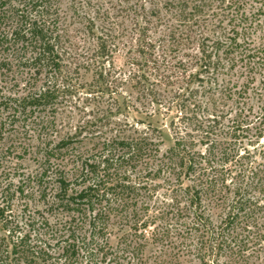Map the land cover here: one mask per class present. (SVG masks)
<instances>
[{
  "label": "trees",
  "instance_id": "16d2710c",
  "mask_svg": "<svg viewBox=\"0 0 264 264\" xmlns=\"http://www.w3.org/2000/svg\"><path fill=\"white\" fill-rule=\"evenodd\" d=\"M126 1L80 54L62 0H0V264H264L261 22Z\"/></svg>",
  "mask_w": 264,
  "mask_h": 264
},
{
  "label": "rangeland",
  "instance_id": "374dc122",
  "mask_svg": "<svg viewBox=\"0 0 264 264\" xmlns=\"http://www.w3.org/2000/svg\"><path fill=\"white\" fill-rule=\"evenodd\" d=\"M79 1L80 0H62V10L64 13V17L66 18V22L69 24L70 30H73V33H77L76 37L73 40L75 41V49L78 51V53H89L92 50L93 45L95 44V41L91 36H89L90 34H88L86 30H84V24H86V20L89 18H93L95 20L96 26H100L101 22L105 21L104 24L108 22V24L115 23L118 25H125L123 27H119L121 29L129 28L130 24L125 21L127 18L126 14L128 13L124 12V10L129 5L126 0H85L87 4L86 8L83 10L79 17L73 18V11L71 10L72 2H76L78 4ZM241 8L243 12H245V16L247 17L248 21L252 19L261 22V28L263 29L261 30L259 28L260 30H257L256 35H254L253 38L256 44L264 43V13H262L261 10L259 12L257 11L259 10V8L264 9V0L246 1ZM97 9H101V12H98ZM84 11L87 12V14L84 15ZM103 11L107 13L106 19L104 18L105 16L103 17L100 15ZM227 20L228 19H225V22ZM121 63V61L119 63L117 62L116 67H121ZM260 79L261 78L259 76H256L255 88L260 89ZM90 80L91 73L81 70V82H89ZM248 103L255 109H257V107L259 106V102L257 101L256 96L253 94L251 95V99L250 101H248ZM134 116H136L137 118L140 117V119L144 118L143 115L138 116L135 114H133L131 117L133 118ZM163 116L164 115H161L153 119V124L161 130V138L163 141V144L161 146L162 152L168 149L173 143L172 133L170 132L169 128L170 117ZM76 119L78 118L74 116V124L76 122ZM261 143L264 146V140H262ZM181 264H200V261L189 257L181 262Z\"/></svg>",
  "mask_w": 264,
  "mask_h": 264
}]
</instances>
